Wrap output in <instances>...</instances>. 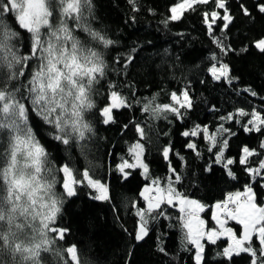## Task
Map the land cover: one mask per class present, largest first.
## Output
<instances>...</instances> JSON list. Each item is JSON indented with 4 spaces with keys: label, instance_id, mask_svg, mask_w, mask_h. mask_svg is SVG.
<instances>
[{
    "label": "snow or ice",
    "instance_id": "snow-or-ice-1",
    "mask_svg": "<svg viewBox=\"0 0 264 264\" xmlns=\"http://www.w3.org/2000/svg\"><path fill=\"white\" fill-rule=\"evenodd\" d=\"M126 3L134 23L135 14L141 11L140 0ZM236 4L234 12L229 0H169L168 14L160 23L168 28L182 22L186 14L197 13L220 53H210L206 74L214 83L227 84L236 95L256 97L258 93L250 85L235 87L240 77L233 74L224 57L237 50L225 40L238 19L249 26L264 23V0H236ZM147 11L155 14L154 8ZM95 20V0H0V264H92L79 241L69 240L71 228L60 221L66 200L77 195V186L93 189L94 200L112 199L109 185L96 177L89 160L90 146L98 139L96 125L117 124L118 111L136 105L151 120L169 123L183 121L195 107L191 81L169 92L168 102H158L160 93L136 99L133 86L126 81L137 49L109 57L108 50L118 42L95 27ZM245 39L249 42L240 52L254 48L264 55V28ZM176 61L156 67L174 71L178 56ZM112 73L123 76L125 82L111 79ZM125 87L132 90L130 96L124 94ZM98 97H102L99 102ZM209 110L221 112L215 104ZM217 120L215 130L194 123L180 133L207 142L213 159L206 172L219 165L227 181L235 182L234 190L224 192L211 205L177 187L184 177L170 160L171 141L158 146L168 162L169 175L154 176L146 162L147 145L153 143L146 125L137 120L122 125L121 131L131 125L138 139L128 144L115 170L125 182L133 176L132 170L145 181L130 204L138 219L128 234L141 242L149 236L152 223L174 220L169 227L178 230L181 248L191 253L193 264H208V246L217 245L222 238L223 247L214 259L222 257L227 264H264V105L237 106ZM228 123L246 135L257 134L256 146L242 142L234 156L227 155L231 138L238 136ZM61 146L66 159L54 157L50 151L59 152ZM185 147L201 155L193 140ZM73 148L84 159V166H77ZM206 207L211 210V226L200 215ZM169 208L177 209L178 215L170 216ZM229 221L236 227L229 226ZM157 241L158 251L167 255L159 237ZM132 254L130 249L129 257Z\"/></svg>",
    "mask_w": 264,
    "mask_h": 264
},
{
    "label": "trees",
    "instance_id": "trees-1",
    "mask_svg": "<svg viewBox=\"0 0 264 264\" xmlns=\"http://www.w3.org/2000/svg\"><path fill=\"white\" fill-rule=\"evenodd\" d=\"M229 2L235 12L236 0ZM140 3L141 11L135 14L136 21L133 23L129 20L132 13L126 0H95L94 26L106 30L110 38L118 42L108 50V56L115 57L129 52L132 48L137 49L133 53L135 61L129 69L126 81L133 86L136 99L143 100L153 93H160L158 102H168L165 97L169 92L184 87L191 81L195 107L188 112L183 121L174 120L172 123L164 119L151 120L147 114L139 110L141 105L119 110L117 124L106 126L98 123L96 125L98 139L90 146L89 160L95 166L96 177L109 185L112 199L94 200L93 189L77 186V195L65 202L60 223L71 228L69 240L79 241L85 257L92 261V264H125V261H129V264H193L191 253L181 248L178 230L169 227V223L174 220L165 219L152 223L149 236L144 241L136 242L129 236L128 233L134 230L138 219L134 216L135 210L130 208V204L132 200L137 199L145 181L138 171L132 170L133 176L125 182L115 170L120 157L126 154L128 144L138 139L131 125L126 131H121V128L123 124L132 120L146 125V131H149L153 141L147 145L146 162L149 163L151 174L154 176L169 175L168 162L163 159L158 146L171 141L174 150L170 153V160L184 177L177 187L180 191L189 193L192 198L200 200L205 205H211L221 199L224 192L234 190L232 184L235 182L227 181L219 165H213L211 172L205 171V167L213 159L207 151V142L200 136L187 138L180 133L186 128H191L194 123L207 124L211 130H215L218 115L224 114L225 111H231L237 106L250 109L252 106L260 108L264 105V100L261 99L264 97V55L254 48L246 53L240 52V48L249 42L245 37H251L256 31L264 28V23L257 21L254 26H249L247 23H241V18L232 25L227 34L228 39L225 43H231L237 50L224 57L225 62L231 65L233 74L240 77L235 87L250 85L258 93L256 97L247 93L236 95L227 84L212 82L204 71L210 53L214 51L218 55L220 53L207 35L197 13H188L182 22H174L165 28L160 21L168 14L169 0H140ZM149 7L155 9V14L147 11ZM204 8L205 6H201L200 10ZM216 34L222 35L218 30ZM177 56L179 62L174 71L157 69L156 66L162 65L164 61L177 63ZM111 79L125 82L123 76H117L115 73H112ZM201 80L208 82L201 84ZM132 90L125 87L124 94L130 96ZM101 99L102 97H98V102ZM212 104L220 108L221 112H211L209 109ZM148 124L151 125L150 128L147 127ZM226 126L238 132L237 137L231 138V147L227 155L234 156L242 142L256 146L257 134L246 135L239 131L238 126L231 123ZM164 132L168 135H163ZM157 133L160 134L157 136ZM189 139L197 144L201 153L199 157L195 151L185 147ZM50 151L54 157L67 158L62 146L59 152L55 149ZM72 153L79 161L77 166H84L85 161L77 149L73 148ZM176 153L183 156L184 160L181 161ZM233 167L236 168L238 165ZM139 202L143 204L142 200ZM126 204L129 207L126 208ZM168 214L174 218L178 211L169 208ZM200 215L209 226L214 224L209 208L206 207ZM229 225L236 227L233 221H229ZM125 228L128 232L124 231ZM157 237L160 246L166 249L167 255L158 251ZM223 244L222 238L217 245L208 246V264H227L222 257L213 258ZM130 249L133 253L131 257L128 255Z\"/></svg>",
    "mask_w": 264,
    "mask_h": 264
},
{
    "label": "bare ground",
    "instance_id": "bare-ground-1",
    "mask_svg": "<svg viewBox=\"0 0 264 264\" xmlns=\"http://www.w3.org/2000/svg\"><path fill=\"white\" fill-rule=\"evenodd\" d=\"M193 199H195V198H193Z\"/></svg>",
    "mask_w": 264,
    "mask_h": 264
},
{
    "label": "crops",
    "instance_id": "crops-1",
    "mask_svg": "<svg viewBox=\"0 0 264 264\" xmlns=\"http://www.w3.org/2000/svg\"><path fill=\"white\" fill-rule=\"evenodd\" d=\"M230 226V225H229Z\"/></svg>",
    "mask_w": 264,
    "mask_h": 264
},
{
    "label": "rangeland",
    "instance_id": "rangeland-1",
    "mask_svg": "<svg viewBox=\"0 0 264 264\" xmlns=\"http://www.w3.org/2000/svg\"><path fill=\"white\" fill-rule=\"evenodd\" d=\"M96 194V193H95Z\"/></svg>",
    "mask_w": 264,
    "mask_h": 264
}]
</instances>
